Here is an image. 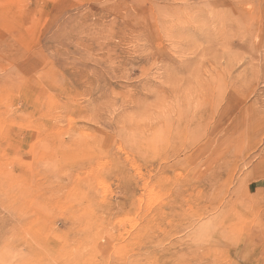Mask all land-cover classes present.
I'll use <instances>...</instances> for the list:
<instances>
[{"label": "rangeland", "instance_id": "1", "mask_svg": "<svg viewBox=\"0 0 264 264\" xmlns=\"http://www.w3.org/2000/svg\"><path fill=\"white\" fill-rule=\"evenodd\" d=\"M0 264H264V0H0Z\"/></svg>", "mask_w": 264, "mask_h": 264}, {"label": "clouds", "instance_id": "2", "mask_svg": "<svg viewBox=\"0 0 264 264\" xmlns=\"http://www.w3.org/2000/svg\"><path fill=\"white\" fill-rule=\"evenodd\" d=\"M195 242H199V241H195Z\"/></svg>", "mask_w": 264, "mask_h": 264}]
</instances>
